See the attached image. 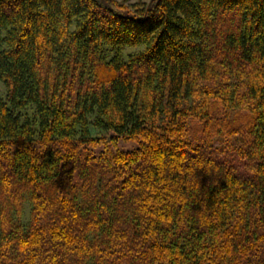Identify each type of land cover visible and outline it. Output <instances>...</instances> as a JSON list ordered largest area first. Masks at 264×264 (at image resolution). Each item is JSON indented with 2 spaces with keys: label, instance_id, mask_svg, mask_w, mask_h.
<instances>
[{
  "label": "trees",
  "instance_id": "1",
  "mask_svg": "<svg viewBox=\"0 0 264 264\" xmlns=\"http://www.w3.org/2000/svg\"><path fill=\"white\" fill-rule=\"evenodd\" d=\"M0 0V264H264V0Z\"/></svg>",
  "mask_w": 264,
  "mask_h": 264
},
{
  "label": "rangeland",
  "instance_id": "2",
  "mask_svg": "<svg viewBox=\"0 0 264 264\" xmlns=\"http://www.w3.org/2000/svg\"><path fill=\"white\" fill-rule=\"evenodd\" d=\"M118 1H121V0H118ZM137 1L147 2L149 0H130L129 2L132 3V2H137Z\"/></svg>",
  "mask_w": 264,
  "mask_h": 264
}]
</instances>
